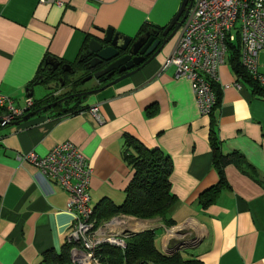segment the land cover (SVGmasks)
Masks as SVG:
<instances>
[{
  "label": "crops",
  "instance_id": "1",
  "mask_svg": "<svg viewBox=\"0 0 264 264\" xmlns=\"http://www.w3.org/2000/svg\"><path fill=\"white\" fill-rule=\"evenodd\" d=\"M181 3L0 0V95L15 109H23L27 99L63 98L77 77L58 69L51 78L49 66L43 69L46 61L80 74V55L101 31L112 28L134 38L164 28ZM178 37L129 78L81 97L77 112L64 113L73 106L63 104L67 100L26 121L0 123V264H41L49 250L59 253L75 215L67 208L68 193L19 162V154L42 157L61 143L75 145L90 169L94 212L105 201L116 206L125 201L134 175L126 155L139 154L129 139L168 157L175 197L163 218L116 215L128 219L129 235L152 231L161 253L190 264H264V100L245 82L234 86L239 79L228 54L218 70V105L212 115H201L190 82L176 77L172 67L162 70ZM42 76L52 80L35 84ZM4 114L0 108L1 121ZM211 129L227 159L222 174L213 161ZM221 177L225 185L203 206L200 196ZM96 219L97 224L109 220Z\"/></svg>",
  "mask_w": 264,
  "mask_h": 264
},
{
  "label": "built area",
  "instance_id": "2",
  "mask_svg": "<svg viewBox=\"0 0 264 264\" xmlns=\"http://www.w3.org/2000/svg\"><path fill=\"white\" fill-rule=\"evenodd\" d=\"M178 33L177 44L162 70L172 67L176 77L190 82L201 115H209L217 102L213 85L219 84V67L230 55V45L237 41L242 68L255 83L264 86V0H194ZM234 86L240 88L239 81ZM32 107L33 101L27 99L23 109H15L12 100L0 95L4 124L19 120ZM17 158L68 193L67 208L75 212L67 234V243L74 244L70 251L74 264H100L95 251L101 244L125 248V239L130 236L125 231L128 219L115 216L97 224L93 218L88 192L91 173L75 145L65 142L45 156L29 152Z\"/></svg>",
  "mask_w": 264,
  "mask_h": 264
},
{
  "label": "trees",
  "instance_id": "3",
  "mask_svg": "<svg viewBox=\"0 0 264 264\" xmlns=\"http://www.w3.org/2000/svg\"><path fill=\"white\" fill-rule=\"evenodd\" d=\"M239 47L238 41L236 44L230 45V59L233 71L237 75L239 82H245L250 87L251 93L255 97L264 100V86L258 85L248 77L240 64ZM83 52L80 58L83 56ZM76 64L78 65V62ZM217 86L218 84L213 85L217 102L209 115H212L219 102L216 92ZM57 99L47 98L43 101H36L33 102V107L39 108ZM80 103L81 101L70 108H66L64 113L70 114L81 110ZM210 140L213 148V161L219 174H222V166L227 162V159L221 155L218 140L212 129ZM129 141L139 154L126 155V158L134 167V175L126 190L125 201L120 206L113 205L108 201L100 203L101 205H98L93 212V218L96 217L100 221L108 220L119 214L141 220L163 218L175 201L170 189L168 157L163 156L156 149L148 150L144 148L133 139H129ZM224 185V179L221 177L218 185L209 188L200 196V203L203 206L211 204L215 201ZM73 245L72 243H65L59 253L49 250L43 255L41 264H74L70 258V251ZM95 258L99 260L100 264H190L189 262L181 261L177 255L167 256L161 253L155 246L154 233L152 231H143L130 235L125 239V248L123 249L108 243L101 244L95 251Z\"/></svg>",
  "mask_w": 264,
  "mask_h": 264
},
{
  "label": "water",
  "instance_id": "4",
  "mask_svg": "<svg viewBox=\"0 0 264 264\" xmlns=\"http://www.w3.org/2000/svg\"><path fill=\"white\" fill-rule=\"evenodd\" d=\"M193 1L194 0H182L178 12L164 28H149L134 38L114 33L112 28H109L106 31H101L100 36L90 40L86 50L83 52V56L79 58V62L81 59L85 60L86 58H89L87 64L82 65L81 69L86 68L87 71L91 72L97 70L95 73L84 78L81 83H86L90 80L98 81L99 79L106 81L114 75L115 71L119 74L125 71H131L99 89L71 94L33 111H27L25 115L19 120L14 121L12 124L14 125L21 121H26L34 116L49 111L69 99L97 94L100 90L113 86L138 72L144 65L153 60L160 53L166 43L174 38L179 32L180 27L189 14ZM61 65V62L53 61L51 59L50 61H46L43 69L46 68V66H49L48 72L51 74L52 78L54 72ZM66 69H68L67 71L70 75L75 74V70L69 65H63L60 67L61 71H66ZM48 80V77L42 76L35 84H41ZM51 80L52 79L49 81ZM56 81L60 82L61 85L64 84V78L62 76L57 77ZM0 123L3 122L0 120Z\"/></svg>",
  "mask_w": 264,
  "mask_h": 264
},
{
  "label": "flooded vegetation",
  "instance_id": "5",
  "mask_svg": "<svg viewBox=\"0 0 264 264\" xmlns=\"http://www.w3.org/2000/svg\"><path fill=\"white\" fill-rule=\"evenodd\" d=\"M89 61V58H86L85 60H83V59H81V61L79 62V67H78V69L80 68V74H76V73H78V72H76V69H74L75 70V74H73L72 75V77L73 76H75L74 78H76L75 79V81L74 82H72V83H70L73 87H77L78 89H77V91H78V93H82V92H88V91H91V90H95V89H99V88H101V87H103V86H105V85H107L108 83H110V82H112V81H114L115 79H117V78H119L120 76H122V75H124V74H126V73H128V72H130V71H125V72H123V73H121V74H119V73H117L116 71H115V73H114V75L110 78V79H108V80H106V81H103V79H99L98 81H96V80H94V81H92V80H90V81H88V82H86V83H81V81L84 79V78H86V77H88L89 75H91L92 73H95V71H97V70H94V71H87L86 70V68H82L81 69V66L82 65H84V64H87V62ZM61 66H63V65H61ZM60 66V67H61ZM88 66V65H87ZM60 67L58 68V69H60ZM57 69V70H58ZM134 69V68H133ZM132 69V70H133ZM68 69H66V71H67ZM66 71H64V72H66ZM86 85H89V87H86ZM72 93H70V94H67V95H71ZM75 94V93H74ZM77 94V93H76ZM67 95H64L63 97H65V96H67ZM76 98H80L81 99V97H76ZM76 98H72V99H76ZM61 99V98H60ZM82 101V100H81ZM54 102V101H53ZM52 103V102H51ZM49 104V103H48ZM47 105V104H46ZM43 106H45V105H43ZM43 106H41V107H43ZM58 107V106H57Z\"/></svg>",
  "mask_w": 264,
  "mask_h": 264
},
{
  "label": "rangeland",
  "instance_id": "6",
  "mask_svg": "<svg viewBox=\"0 0 264 264\" xmlns=\"http://www.w3.org/2000/svg\"><path fill=\"white\" fill-rule=\"evenodd\" d=\"M77 87H70L69 88V91L72 93V94H74V93H78V91H77ZM81 100H83V98H76V99H70V100H68L67 101V103H63V104H66V105H74L75 103H78L79 101H81ZM62 104V105H63Z\"/></svg>",
  "mask_w": 264,
  "mask_h": 264
}]
</instances>
